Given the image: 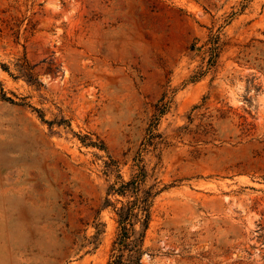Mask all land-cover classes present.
<instances>
[{"label": "rangeland", "instance_id": "rangeland-1", "mask_svg": "<svg viewBox=\"0 0 264 264\" xmlns=\"http://www.w3.org/2000/svg\"><path fill=\"white\" fill-rule=\"evenodd\" d=\"M140 165L141 264H264V0H0V264H105Z\"/></svg>", "mask_w": 264, "mask_h": 264}, {"label": "trees", "instance_id": "trees-1", "mask_svg": "<svg viewBox=\"0 0 264 264\" xmlns=\"http://www.w3.org/2000/svg\"><path fill=\"white\" fill-rule=\"evenodd\" d=\"M31 75L28 77L31 78ZM145 175L146 171L140 165L130 178L124 179L117 174L116 180L107 187L104 204L112 206L117 229L105 264H141L143 254L149 250L145 245V236L157 189L152 185L145 186ZM109 194H117L124 199L117 197L112 201Z\"/></svg>", "mask_w": 264, "mask_h": 264}]
</instances>
